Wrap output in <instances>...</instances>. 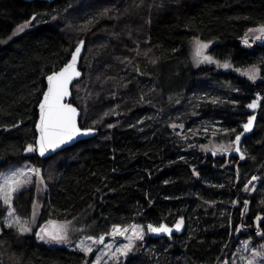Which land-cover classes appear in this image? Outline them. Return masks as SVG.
Wrapping results in <instances>:
<instances>
[{
	"label": "trees",
	"instance_id": "obj_1",
	"mask_svg": "<svg viewBox=\"0 0 264 264\" xmlns=\"http://www.w3.org/2000/svg\"><path fill=\"white\" fill-rule=\"evenodd\" d=\"M134 2L139 0H0V173L23 164L41 168L48 189L37 197L42 205L37 224L80 218L84 231L76 237H98L116 224L171 226L184 218L181 236L146 235L126 264L233 261L236 245L249 236L245 231L229 235L242 222L243 200H249L246 224L252 226L258 214L264 216V186L259 183L250 194L242 191L252 175L264 177V79L252 82L241 75L255 65L264 77V44L246 48L241 43L248 28L264 24V0H144L142 8L132 7ZM105 9L110 10L108 16L103 15ZM34 14L31 28L12 37ZM193 37L213 41L209 53L230 59L233 67L194 66ZM80 39L85 41L82 75L79 94L73 88L71 99L82 109L81 123L95 127L98 135L48 160L24 153L34 139L45 77L68 61ZM137 43L140 56L133 51ZM149 47L152 52L144 57ZM125 57L144 74L121 63ZM257 94L261 107L253 132L242 140L246 154L242 163L213 155L215 146L201 147L234 139L250 115L246 105ZM213 98L218 103L213 104ZM109 123L116 126L108 128ZM16 124L18 128H11ZM3 126L11 130L4 131ZM222 128H235L236 133L225 135ZM212 132L216 134L211 136ZM191 165L199 177L192 174ZM35 195L34 186L18 195L14 205L19 215L30 216ZM233 200L240 203L233 207ZM254 242L261 241L254 237ZM84 260L78 250L47 244L34 235L20 237L7 229L0 234V264Z\"/></svg>",
	"mask_w": 264,
	"mask_h": 264
},
{
	"label": "snow or ice",
	"instance_id": "obj_2",
	"mask_svg": "<svg viewBox=\"0 0 264 264\" xmlns=\"http://www.w3.org/2000/svg\"><path fill=\"white\" fill-rule=\"evenodd\" d=\"M179 2V0H177ZM144 0H139V3H133L132 7L142 8ZM163 3L158 5V7H163ZM71 7V5H69ZM65 12L68 9H64ZM125 12L128 9L124 10ZM117 15H119V10H116ZM110 14L109 9H105L103 15L108 16ZM53 20L57 19L56 15L52 16ZM32 20H36V15L34 14L30 21H26L24 24L19 25L17 29L12 33V37L23 32L27 28ZM150 23V21H149ZM68 28H72V24L67 25ZM80 31L84 30L83 26H80ZM12 37H9L11 39ZM264 42V24H259L255 27L248 28L241 40V43L246 48H251L256 42ZM147 43V42H146ZM213 41H204L200 37H193L191 41V58L192 63L196 67L201 65H215L217 68L230 69L233 67L230 59H218L214 55L209 53ZM85 46V41L83 39L78 40L74 46V51L70 52V59L61 67L59 70H52L50 74L46 75V87L42 90L41 96L38 100L39 115L38 120L35 122V132L33 142L28 143L24 149V153L38 154L40 158L44 160L50 159L53 155L58 154V150H64V146L68 145L70 142H74L78 137L81 136H91L95 131V127H85L81 123V112L82 109L75 106V100L70 99L73 97V88H76L77 96L79 94V78L82 73L80 68H78V63L81 60L82 49ZM136 56H140V46L137 43L135 49H133ZM173 51H176L173 49ZM152 52V48L149 47L143 52L144 57H149ZM155 60H151V63H155ZM121 63L132 64L136 72H140L138 66L133 64L131 58L125 57ZM240 72V69H236ZM141 75L144 73L140 72ZM241 75L246 76L249 81L255 82L258 79H264L261 76V69L258 66H252L247 71L241 73ZM74 81L76 82L74 84ZM239 92L240 89H234ZM261 96L256 95L250 103L246 105V108L255 112L256 109L261 107ZM213 104L218 103L216 98L211 100ZM231 103L236 104L237 101H231ZM113 114L115 110H110ZM105 116L109 115L108 112L104 113ZM257 117L255 114L247 116V120L242 124V131L235 134L234 139H229L227 144H220L214 148L212 151L213 155H216L217 151L220 152H234L239 155V160L244 161L246 159L245 151L241 148L242 137L246 134L252 133L254 128V122ZM142 122V121H141ZM22 123V122H21ZM93 125L97 121H92ZM116 125L109 123L108 128H113ZM173 129L177 125H170ZM4 131H10L11 129L7 126H3ZM19 124L12 125L11 128H18ZM129 127H135V125H129ZM182 128L183 125H180ZM207 131V129H205ZM225 135L231 133H236L235 128H222ZM216 134L215 132L213 133ZM107 138V137H106ZM186 139V137H185ZM207 150V146H202ZM181 160L185 158L180 157ZM191 171L194 176L199 177L200 173L195 165H191ZM237 182H240L239 178V168L236 170ZM53 177L51 173L47 176V180H51ZM254 182H259L264 186V177L258 175H252L251 178L244 183L243 192L252 193L256 192V184ZM168 183V181H165ZM35 187V196L32 200V210L30 216L22 217L18 214L17 207L14 205V201L18 195L22 194L24 191H29L31 187ZM220 187H223L221 185ZM48 184L46 178L42 172L41 168L35 167L30 164H23L19 167H12L7 172L0 173V234H2L5 229L14 230L15 233L20 237H25L29 235H34L36 239L45 242L47 244H70V233L73 232H83V228H76L74 226L73 217L72 220L64 219L62 221L48 219L44 224H37V197L41 192L47 191ZM167 198V197H166ZM211 203V202H210ZM233 207L240 203L239 200L231 201ZM264 203V201H261ZM42 206V205H41ZM249 206V200H243V210L240 212L241 224L237 225L229 235L239 236L243 234L245 229L251 228L244 222V218L247 216V209ZM184 225V218L180 217L173 226H169L167 223H159L154 225L152 223L145 225L140 224H130L126 227H122L119 224L113 225L111 230L105 232L104 234L97 236L86 235L83 239L79 240L76 244V250L83 253L85 260L83 264H126L129 260L130 255H134L138 250V247L143 246V241L147 234L156 235H166L171 237L173 231H181ZM38 228V231L33 232V229ZM228 227L232 228L231 216L228 218ZM110 237V242H105V237ZM122 238L118 240L117 238ZM254 237H258L261 241L260 243L254 242ZM254 237L249 236L247 239L240 240L236 245V252H250V255L245 257L243 255L239 256L238 259L245 261V264H264V217L261 215H256L254 217ZM229 247V245H225ZM227 256V253H225ZM91 257V259H89ZM223 264H234V261L229 259H224Z\"/></svg>",
	"mask_w": 264,
	"mask_h": 264
},
{
	"label": "water",
	"instance_id": "obj_3",
	"mask_svg": "<svg viewBox=\"0 0 264 264\" xmlns=\"http://www.w3.org/2000/svg\"><path fill=\"white\" fill-rule=\"evenodd\" d=\"M22 1H24V2H32V1H36V0H22ZM37 1H42V2L52 3V2H54L55 0H37ZM73 51H74V49H73ZM83 52H84V48L82 49L81 57H82V55H83ZM69 59H70V57H69ZM69 59H68V60H69ZM81 59H82V58H81ZM80 63H81V60H80V62L78 63V68H80ZM44 81H45V87H46V77H45V80H44ZM74 83H75V81H74ZM44 89H45V88H44ZM41 98H42V96H41ZM70 99H71V98H70ZM258 110H259V108L256 109L255 112H253L252 110H248V112L251 113V114H255L256 117H257V115H258ZM38 115H39V109H38V106H37V119H36V121L38 120ZM254 124H255V122H254ZM241 131H242V127H241ZM250 134H251V133L246 134L245 137L249 136ZM97 135H98V132L95 131L91 136H81V137H78L76 141H74V142H70L68 145L64 146V150L67 149V148L72 147L73 145H75L76 143H78V142H80V141L88 140V139L93 138V137H95V136H97ZM245 137H242V140H243ZM241 143H242V142H241ZM64 150H58V153L61 152V151H64ZM36 155L38 156V154H36ZM227 155H228V157H237V158L239 159V155L236 154V153H234V152H227ZM53 156H54V155H53ZM38 158H40V157L38 156ZM40 159H44V158H40ZM242 162H243V161H240V160H239V163H242ZM262 217H264V216H262ZM174 224H175V223H174ZM174 224H173V225H174ZM173 225H171V226H173ZM171 226H170V227H171ZM184 230H185V223H184V225H183L181 231L176 232V231L174 230L172 236H181V235L184 233ZM172 236H171V237H172ZM171 237H168V236L163 235V234H160V235L151 234V233L147 234V238H149V239H160V238L170 239Z\"/></svg>",
	"mask_w": 264,
	"mask_h": 264
},
{
	"label": "rangeland",
	"instance_id": "obj_4",
	"mask_svg": "<svg viewBox=\"0 0 264 264\" xmlns=\"http://www.w3.org/2000/svg\"><path fill=\"white\" fill-rule=\"evenodd\" d=\"M31 28V24L27 27V28H25V30L24 31H27L28 29H30ZM17 29V28H16ZM23 31V32H24ZM255 44H264V42H256ZM247 110H249V109H247ZM214 132H212L211 133V136H213L214 134H213ZM217 143V142H216ZM202 146H207V150H210L212 147H216V146H218L217 144H214V143H212V141H209L207 144H205V145H201V147ZM214 147V148H215ZM218 152H220V151H218ZM236 165V164H235ZM234 165V166H235ZM9 170V169H8ZM7 170V171H8ZM6 171V172H7ZM4 173V172H3ZM255 184H256V187H257V185L259 184V182H254ZM242 191H243V189H242ZM39 201V200H38ZM40 209H41V204H40V201H39V203H38V206H37V212H38V216H39V212H40ZM37 216V217H38ZM82 222H84V220H82V219H80V218H78V220H75L73 223H74V226L76 227V228H82L81 227V225H82ZM34 230H35V228L33 229V232H34ZM79 232H73V233H70V239H71V243L70 244H59V245H64V246H67V247H69L70 249H76V244H78L79 243V240L80 239H83L85 236H83V235H80V237H76V235L78 234ZM118 240H120V239H122V238H117ZM145 239H146V237H145ZM105 242L107 243V242H110V237H105ZM145 243V240L143 241V244ZM238 256L237 257H239V256H241V255H243V256H245V257H247V256H249L250 255V252H238V254H237ZM89 259H91V257H89ZM236 264H245V261H243V260H240V259H238L237 260V263Z\"/></svg>",
	"mask_w": 264,
	"mask_h": 264
},
{
	"label": "flooded vegetation",
	"instance_id": "obj_5",
	"mask_svg": "<svg viewBox=\"0 0 264 264\" xmlns=\"http://www.w3.org/2000/svg\"><path fill=\"white\" fill-rule=\"evenodd\" d=\"M250 115H251V113H249ZM217 153L222 157V155L225 157V160H226V162H228L231 158H237V157H228V155H227V152H218L217 151ZM218 155V156H219ZM217 156V155H216ZM238 159V158H237ZM247 234H249V236H253L254 237V220H253V222H252V227L251 228H248V229H245L244 230ZM249 236H246L247 238L249 237ZM246 238V239H247ZM258 238V237H257ZM259 239V238H258ZM238 252H235V255H233V261H234V264H236L237 263V260H238ZM215 263H217V264H222L223 262H220V259L218 258V260L215 262Z\"/></svg>",
	"mask_w": 264,
	"mask_h": 264
}]
</instances>
